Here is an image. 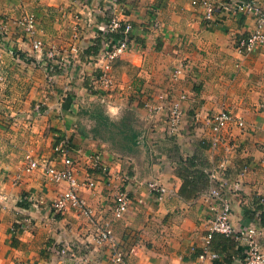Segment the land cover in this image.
Wrapping results in <instances>:
<instances>
[{"label":"crops","instance_id":"crops-1","mask_svg":"<svg viewBox=\"0 0 264 264\" xmlns=\"http://www.w3.org/2000/svg\"><path fill=\"white\" fill-rule=\"evenodd\" d=\"M192 1L119 0L110 12L104 11V0H0V19L12 22L0 43V127L15 129L6 133L7 153H23L21 165L12 160L0 164V264H114L116 249L132 250L122 264H214L199 261L197 252L217 212L208 196V172L222 161L224 176L241 184L231 196L234 228L261 222L264 46L252 53L236 47L237 39L253 29L252 16L206 23ZM258 1L264 7V0ZM24 14L35 16V37L45 49L73 60L51 83L40 54L15 24ZM113 14L132 23L135 41L112 64L108 88L90 57ZM181 63L187 69L173 79ZM183 94L180 134L172 137L168 103ZM164 95L169 97L166 107L151 109ZM222 110L242 119L244 127L234 123L224 132V143L214 147L210 118ZM101 115L119 123L122 131L106 128ZM43 129L49 133L46 147L32 145L30 138L44 139ZM21 137L24 144L14 146ZM65 140L80 178L98 183L93 192H81L95 209L96 221L113 218L118 189L131 199L124 217L114 221L113 243L97 245L95 222L74 209L50 211L67 183L50 181L41 168L26 170L27 155L63 168L55 146ZM95 155L107 173L93 167L90 157ZM153 181L166 191L152 192ZM66 245L74 252L58 253ZM246 245L241 234L234 239L216 234L212 241L221 264H243Z\"/></svg>","mask_w":264,"mask_h":264},{"label":"built area","instance_id":"built-area-1","mask_svg":"<svg viewBox=\"0 0 264 264\" xmlns=\"http://www.w3.org/2000/svg\"><path fill=\"white\" fill-rule=\"evenodd\" d=\"M107 6L104 11H115L117 0H104ZM192 4L202 10L203 21L206 23H215L221 25L222 17L236 15H250L254 18V27L249 34L243 38L237 39L236 47L242 53H252L256 49L264 46V7L258 0H193ZM31 40L33 49L40 54L39 64L47 71L49 82H52L54 75L60 71H66L73 63L69 56L62 57L54 49H45L41 40L36 36V18L32 14H24L15 23ZM12 22L7 17L0 19V43L6 41L11 29ZM117 33V39L111 36ZM102 40L98 50L91 55V61L97 68L103 71L99 81L104 83L108 88L112 86L111 78L108 76L112 64L134 44L133 25L132 23H123L114 14L108 18ZM187 63H181L172 75L177 79L187 69ZM3 82V76L0 73V85ZM2 94L0 90V100ZM168 95L160 96L161 104L150 105L153 110H160L166 107V101H169ZM186 95H181L177 100H172L168 104V133L170 136H179L184 111L181 105ZM264 109V104H261ZM37 113L41 112V107L36 106ZM212 130V145L217 147L224 143V132L230 129L235 123L239 127H244L242 119H237L231 111L222 110L210 118ZM64 161V167L58 168L56 165L49 163L48 160L35 159L31 155L26 156V170L31 172L35 169H43L50 181L54 183H67V188L50 204V211L54 214L63 213L68 209H74L79 214L95 222V231L92 239L97 245L113 243L114 221L124 217L128 211L131 199L126 190L118 189L113 196L112 219H103L96 221L97 213L90 205L88 200L82 196L81 192L87 189L91 192L96 190L97 181L87 178L82 179L75 167L74 160L69 156L68 142L65 140L55 146ZM94 168H99L107 173L108 169L101 161L100 155L90 157ZM226 163L222 161L212 172H208L212 181V186L208 191V196L216 203V215L209 220L208 231L204 238L202 250L197 254V259L201 262L212 260L214 264L220 263V256L212 249V241L216 234H222L228 238L240 237V234L247 237V245L244 252L243 264H264V226L260 223L236 230L232 224V194H237L241 190L240 182H234L224 176ZM152 192H165L166 189L157 181L149 183ZM33 203L31 199H29ZM264 203V198H262ZM72 245H66L58 250V253L65 255L74 252ZM131 251L116 249L114 252V264H122Z\"/></svg>","mask_w":264,"mask_h":264},{"label":"rangeland","instance_id":"rangeland-1","mask_svg":"<svg viewBox=\"0 0 264 264\" xmlns=\"http://www.w3.org/2000/svg\"><path fill=\"white\" fill-rule=\"evenodd\" d=\"M6 125H2V127H0V164H4V163H6V161L10 162L12 160V162L14 164L16 163L18 165H21V161H22V158H23V153H16L15 152V156H11L9 153H7L8 150H9L8 146H10V142H9V140L7 138V137H9L8 134H7V137H6V133L9 130V134H10V132L15 131V129H10V127H9L10 125L9 124H6ZM14 128H15V126H14ZM42 131L46 132V134L44 136V139H42L41 141H36V139L33 140V139L30 138V143L31 144L33 143L32 145H35V146L40 147V148L41 147H46V143H47L46 142V139H47L46 135H49V133H48L47 129L46 130L43 129ZM18 132H19L18 137H20L21 136V132L20 131H18ZM35 133H37V132H35ZM22 137H24V136H22ZM22 137H21L20 141H18V138L15 140L14 146H20V145L22 146L24 144L25 141L22 140L23 139Z\"/></svg>","mask_w":264,"mask_h":264},{"label":"trees","instance_id":"trees-1","mask_svg":"<svg viewBox=\"0 0 264 264\" xmlns=\"http://www.w3.org/2000/svg\"><path fill=\"white\" fill-rule=\"evenodd\" d=\"M117 1H119V0H117ZM111 36L113 37V38H115V39H117L118 37H119V35L117 34V33H112L111 34ZM101 43V41L97 44V46H99V44ZM98 49V48H97ZM102 116V115H101ZM98 117H99V115H98ZM100 119L102 120V122L104 123V126L107 128V127H109V128H114V130H119V131H122V129H121V125L119 124V123H116V122H114V121H111V120H109L108 118H106V117H100ZM125 128L126 129H128L127 128V126H125ZM126 136H128V135H126ZM248 213H249V211H248ZM261 225L262 226H264V213H262V215H261ZM200 251H198L197 252V254L199 253Z\"/></svg>","mask_w":264,"mask_h":264}]
</instances>
